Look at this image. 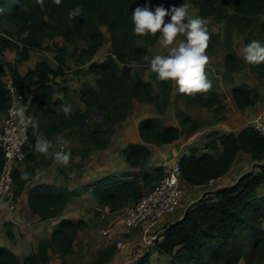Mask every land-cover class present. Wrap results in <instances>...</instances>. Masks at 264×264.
<instances>
[{"label": "trees", "instance_id": "16d2710c", "mask_svg": "<svg viewBox=\"0 0 264 264\" xmlns=\"http://www.w3.org/2000/svg\"><path fill=\"white\" fill-rule=\"evenodd\" d=\"M139 1L146 2L0 0V54L7 50H14L17 54L14 63L7 66L9 74L0 62V120L12 104L6 82L10 74L24 92L27 103L31 100L28 112L33 114L34 121L35 118L41 120L38 128L32 126L29 130L24 162L35 159L32 152L36 149L38 135L43 134L49 141L57 143L61 140V137L56 139L59 133L75 128H79L85 156L94 150H103L110 144L115 127L127 117L134 101L157 103L158 115L139 123L143 142L133 143L125 151V161L131 170L124 175H106L88 185L99 206L107 207L111 212L137 202L164 177L167 169L162 166L146 169L152 155L151 145H171L185 133L203 125L183 112L178 113L181 118L179 126L166 124L160 115L164 114L173 94L172 81L158 80L154 73L152 79L162 87L161 95H156L153 82L141 77V72L127 75L123 71L125 65L136 64L144 68L150 47L159 39V32L146 35L133 32L131 15ZM188 1L190 6L199 9L205 20L219 14L229 30L252 25L254 17L264 12V0H232L235 10L231 14L222 6L227 0ZM149 3L170 8L166 0H149ZM77 6L79 14L70 17L69 12ZM102 27L108 30V39ZM261 28L264 32V23ZM105 41L110 44V53L101 63L93 61ZM209 48L208 44L206 49ZM70 50L75 61L83 64L91 61L89 70L95 76L97 88L85 83L81 99L86 110L72 106L71 112L65 114L62 106L72 98L68 87L63 85L69 69ZM34 52H50L56 67L43 60L22 74L21 67L31 61ZM225 63L229 72L239 71L244 66L235 51L227 53ZM250 67L258 76L264 77V61L250 62ZM208 90L195 95L178 91L177 98L221 112L223 100L214 92L205 96ZM60 92L64 93L63 98L57 96ZM160 97L162 102L158 103ZM232 98L243 109L255 104L259 94L246 84H240L233 88ZM95 109L101 114L98 120L94 119ZM216 140L208 142L207 148L215 149L220 145L222 149L217 156L194 149L180 159L182 181L191 186L208 185L230 170L239 151L251 154L257 161L255 168L259 170H252L235 185L219 189L214 195L191 205L180 221L165 226V232L152 250L169 256L170 264H264V193H260L264 185V137L254 127H246L239 133H222ZM4 161L0 149V174ZM24 172L29 173L27 180L21 175ZM34 177L35 167L19 166L15 169L16 196L22 194ZM75 194L77 191L68 187L42 181L31 187L29 206L42 220L58 217ZM87 228L88 223L82 218L63 217L51 238L40 239L37 249L23 260L12 249L0 246V264H49L54 254L71 255L78 233ZM5 230L9 239L14 240L12 222H5ZM116 250L115 244L103 248L95 264H107ZM152 250L137 264H150Z\"/></svg>", "mask_w": 264, "mask_h": 264}, {"label": "crops", "instance_id": "0c3cea01", "mask_svg": "<svg viewBox=\"0 0 264 264\" xmlns=\"http://www.w3.org/2000/svg\"><path fill=\"white\" fill-rule=\"evenodd\" d=\"M160 1L162 0H158V2ZM166 1L170 4V6H179L184 2V0ZM186 2L188 5H190L188 0H186ZM142 5H144V3L139 1L138 6ZM150 6L154 9L156 5L154 4ZM222 6H224L226 11L230 14L235 10V5L233 4L232 0H227V4ZM188 8L190 10L187 9V11L191 15L202 17L198 8L193 6H191V8L189 6ZM169 19L170 17H165L166 22ZM206 24L209 35H213L217 31L219 32L221 38L224 39L225 34L227 33L231 43L233 38L235 47L241 39L238 35L239 27L229 30L227 28L226 21L222 19L219 14L208 17L206 19ZM102 30L105 38L108 39L109 32L106 27H102ZM176 39L186 42V40L182 39L180 36H177ZM213 45L215 52L213 55L212 53H208L209 61L205 65L207 79L211 81V87L209 88L208 92H206L205 96L211 92L219 94L220 98L223 100L224 108L221 110V112H215L213 108L210 109L208 107H202L199 105L185 108L184 101L177 98V93L179 91L178 86L172 82L173 94L170 98L169 105L167 106L164 114L160 115V118L168 125L179 126L181 118L179 117L178 113L183 112L191 116L194 120L203 123V125L191 133H185L179 140L175 141L171 145H151L152 150H154L153 148L155 147L161 152L157 151V154L155 155V158L157 157L155 159V164L151 165L149 163V165L146 167L147 170L154 169L159 166L166 168L165 164H158V156L162 155L166 156L165 159L167 158L166 161L170 164H174L184 155H190L194 149H197L200 152H209L217 156L220 153L222 147L218 145V147L215 149L207 148L208 142L216 140L222 133H239L246 127H254V120L264 111V87H262L260 83L254 78H252V80H245V77H243V74H251L249 72V67L243 66L241 70L235 72H229L226 67L225 58L228 52L235 51L239 55L240 60H242L243 58L240 56L241 53L238 52L236 48L232 49L230 47L223 50L216 44ZM170 46L171 45H162L160 43L159 36L157 42L149 49V54L146 57L148 63L144 68L136 64L125 65L123 67V71L125 72V69L131 70L129 75L136 72H146V75H144L145 80L151 81L152 79L150 76L155 73L150 67L152 57L157 54L166 55L167 48ZM71 51L72 50H70L67 59L69 69L65 75L66 82H64L63 85L68 87L70 95L76 91L75 93L81 96L84 90V83H89L96 88L97 85L95 83V76L91 74L89 70L91 61L86 62L85 64L82 62H77L71 56ZM109 53L110 44L108 41H105L103 46L98 50L97 56L93 61L101 63L106 59V56ZM16 58L17 54L14 50H7L0 54V62L6 66L7 74L10 73L7 66L11 63H14ZM43 60L48 61L53 67H56L57 65L53 55L50 52H34L32 54L31 61L25 63L21 67V73H26L29 68H33L37 62ZM248 63L249 62H247V64ZM225 73L235 76L239 82L233 86L227 87V79H224ZM236 74L239 76H236ZM240 84H246L254 91V93L259 94V99L255 104L243 109L239 108L235 100L232 98L233 88ZM57 96L63 98L64 93L60 92L57 94ZM30 104L31 100L28 101V108L30 107ZM66 105H71V107H79L82 111L86 110L87 108L85 103L83 105V101H81V99H79L75 105L74 101L71 99L67 101ZM215 107L216 106H214V108ZM154 115H158L157 106L154 102L134 101L131 110L127 114V117L115 127V131L111 137V142L107 148L103 150L92 151V153L87 156L85 160L81 156H74V162L82 166L79 174L76 173L75 170L72 172L73 169L69 170L67 165L55 158L54 153L56 151H60L61 147V145H57L58 142L53 143V141H51L49 150L47 152H40L37 149H34L32 153L34 154L35 159L30 160L28 163H21L18 165V167H35V177L27 183L26 188L21 195L16 196L14 191L13 204L15 205V208L12 209V211H9L7 206L0 207V246L12 249L14 252H16L18 257L23 260L24 257L29 256L37 249L40 239L51 238L54 228L63 217L73 220L82 218L88 223V226H90L92 222L97 221L98 218H95L94 213L100 211L101 207L94 198L92 189L88 188V185L106 175H124V173L131 170L125 161V151L129 145L143 142L139 134V123L141 120ZM2 119L3 116L1 120ZM38 122L39 119L35 118L33 125L35 128H38L41 120L39 123ZM45 122H47V120L43 123ZM78 132L79 128H75L73 131L69 129L66 132L59 133L56 139L58 140V138L61 137V139L64 138L70 141L69 139L71 138H80L81 136ZM67 134H69L70 137H66ZM216 151L217 153H215ZM153 154L154 152L152 151V158ZM151 157L150 161L152 159ZM256 164L257 161L252 158L251 154L239 151L230 170L223 177L217 180H212L206 186H191L187 182L183 181L184 186L189 188L191 191H189L184 198L186 204L182 203L183 210L181 216L167 226L180 221L184 217L186 210L191 205L197 203L200 199L214 195V193L219 189L235 185L244 175L251 172L252 170L258 171L259 169L255 168ZM68 176H71L69 177L70 183L67 181ZM42 181L49 182L58 187H68V189L71 191H77V194L71 196L69 203L62 212V215L42 220L31 210L28 200L29 192L33 185ZM262 190L264 191V185L263 189L261 188L260 191ZM96 215L100 214L97 212ZM6 221H10L13 224V230L15 233L14 240L9 239L6 234ZM93 233L94 231L92 227L89 228V232H87L85 235H82V232L80 231L75 241L74 252L77 251V246L80 247L83 242L86 244L87 240H90L93 242V244L98 240L99 243L104 247L112 246L111 238L106 237V239L102 240L99 239L96 234H94V236ZM120 236H123L124 240H129L128 244L132 247V250L133 248L136 249L137 246H140L141 248L136 249V252L131 255L128 249L126 250L127 247L123 249H117L116 247V253L107 264H137L148 252H150V250L153 249V246L147 248V246L144 247L140 244L141 236L137 230L122 231L119 237ZM109 243L111 245H108ZM68 256L70 255L62 257L60 254H54L52 255V259L49 264L53 263V260L56 258V260H58L60 257L66 258ZM170 261L171 259L169 256L152 250L150 264H170Z\"/></svg>", "mask_w": 264, "mask_h": 264}, {"label": "built area", "instance_id": "2783aa9c", "mask_svg": "<svg viewBox=\"0 0 264 264\" xmlns=\"http://www.w3.org/2000/svg\"><path fill=\"white\" fill-rule=\"evenodd\" d=\"M6 80L12 95V104L0 125V149L5 158L0 174V201H7L8 210H12L15 208L14 171L27 158L25 148L34 117L28 112L24 92L14 83V75L10 74ZM254 127L264 137V111L254 120ZM184 198L185 186L178 160L166 170L162 180L144 193L137 202L114 212L107 207L101 208L100 219L105 222L101 234L114 240L117 249H123L126 244L118 239L120 233L137 230L141 236L140 244L147 248L152 247L166 230L165 227H160V223L166 216L182 208Z\"/></svg>", "mask_w": 264, "mask_h": 264}, {"label": "clouds", "instance_id": "9594fccd", "mask_svg": "<svg viewBox=\"0 0 264 264\" xmlns=\"http://www.w3.org/2000/svg\"><path fill=\"white\" fill-rule=\"evenodd\" d=\"M56 2L59 3L60 0ZM188 7L184 0L179 6L172 5L166 8L160 4L153 9L149 0H146L144 5L134 9L131 17L134 33L146 35L159 32L160 43L164 46L171 45L167 48L166 55L157 54L151 59L150 67L156 73L157 79L171 80L178 86L180 92L195 95L211 87V81L207 79L205 72V65L209 61V56L205 52L209 33L205 18L191 15L187 11ZM79 12L80 8L77 6L69 12V16L74 17ZM166 16L170 17L167 22ZM178 34L186 36V42L176 39ZM244 58L248 62L264 61V43L255 39L248 42L244 47ZM62 107L65 114L71 112V105ZM58 142L61 148L70 143L66 139ZM50 144L51 141L40 134L36 138L35 147L40 152H47ZM54 155L64 163L70 159V151H56ZM21 175L27 180L29 173L24 172ZM6 205L7 201H0V207Z\"/></svg>", "mask_w": 264, "mask_h": 264}, {"label": "rangeland", "instance_id": "374dc122", "mask_svg": "<svg viewBox=\"0 0 264 264\" xmlns=\"http://www.w3.org/2000/svg\"><path fill=\"white\" fill-rule=\"evenodd\" d=\"M226 4L227 3H225V5ZM190 8H191V6H190ZM263 23H264V12L259 13V14H257L254 17V22L252 23V25H250V26H248L246 28H239L238 29V32H239L238 35H239V38H241V39L237 43L236 47H235V44L233 43V41H234L233 38H232V43H231V40H230L229 35L227 33L225 34L224 39H222L220 34H219V32L216 31L213 35H209L208 44H209L210 48L209 49H205L206 54L207 55H208V53H212V55L214 54L215 50H214V45L213 44H216L218 47L222 48L223 50L228 49L230 47L232 49L236 48V50L241 53L240 56H242V58H243L242 60H244V61L241 60V63L244 66L249 67V69H250L249 72L251 73L249 75L243 74L244 76L243 75L242 76L245 77V80H252V78H254L260 83V85L262 87H264V77H260V76H258L257 73L253 72L251 70V67H250V62L247 64L248 61H246L245 58H244V47H245V45L248 42H250L251 40L255 39V40H259L262 43H264V32L262 31V28H261V24H263ZM178 36H180L182 39H185L181 35H178ZM130 72H131V70L125 69V73L127 75H129ZM141 74L143 75L142 77L144 78L145 77L144 75H146V72H142ZM152 76L153 75L150 76L151 79H152ZM236 76H239V75L236 74ZM224 79H227V82H228L227 87L233 86V85H235V84H237L239 82L238 79L235 78V76H233L231 74H228V73H225V78ZM151 81L153 82V85H154L155 94L156 95H161V91H162L161 85L154 79H152ZM84 85H85V83L83 84V88L85 87ZM75 92L72 93V98H71L72 101H74V105L76 104V102L79 101V99H81V96L79 94L75 93ZM81 101H82V99H81ZM183 101L185 103V108L196 106V105H192V104L188 103L185 100H183ZM161 102H162V97H160V99L158 100V103H161ZM155 104H157V103H155ZM83 105H84V102H83ZM188 110H190V109H188ZM94 114H95L94 115V117H95L94 119L95 120L96 119L98 120L101 117V114L99 113V111L97 109L94 110ZM69 140H70V143L65 144L63 146V148L60 147V151H70V159H69V161L67 163H64V162L63 163L68 166L69 170L73 169L72 172L75 170L76 173L79 174L82 166L80 164L78 165L77 163L74 162V156H76V155L77 156H81L85 160L86 157L89 156L92 152L90 154H87V156H85L83 154V149L84 148H83V146L81 144V138H74V139L71 138ZM57 145H60V143L58 142ZM153 149L154 150H152V151L154 152V154H153V158L151 157L152 158L151 161H150L151 165L155 164V159L157 158V157L155 158V155L157 154V151L161 152L160 150H158L155 147ZM215 153H217V151ZM165 157L166 156H163V155L162 156H158V164H165L166 165V169H168L173 164H170L169 162H167L166 161L167 158L165 159ZM60 164H61V162H60ZM168 164H170V165H168ZM42 175H44V174H42ZM69 177H71V176H68L67 181L70 183ZM189 191H191V190H189V188H187L185 186V196H186V194ZM260 193H264V191L262 190V191H260ZM183 204H186L185 200H184ZM182 210H183V208H181L178 212H175L174 214L166 216L162 220V222L160 223V227L163 228V227L167 226L168 224L172 223L175 219L179 218L181 216ZM9 211H12V210H9ZM97 212H99V211H97ZM97 212L94 213V216H95V218H98V220L92 222V224H90V226H88L87 229H85V230H83L81 232H82V235H85L87 232H89V228L92 227L93 231H94L93 235L96 234V236L99 239L103 240V239H106V236L101 234V228L104 227L105 222L101 221L100 215H96ZM120 237H118V239H121L123 241L126 240V239L125 240L123 239V236H120ZM128 242H129V240L125 241L126 245H125L124 248L127 247L126 250L128 249V251H129V253H131V255H133L136 252V249L141 248L140 246H137L136 249L133 248V250H132V247L128 244ZM111 244L112 245L114 244V240H112ZM111 244L109 243L108 245H111ZM103 248H105V247L103 245H101L98 240L94 244L90 240H87L86 244H85V242H83L80 247L77 246V251L74 252L72 255H70V256H68L66 258L60 257L58 260H56L57 259L56 258V259L53 260V263H51V264H95L98 261V257H99L98 254ZM134 249H135V251H134Z\"/></svg>", "mask_w": 264, "mask_h": 264}, {"label": "water", "instance_id": "95a60500", "mask_svg": "<svg viewBox=\"0 0 264 264\" xmlns=\"http://www.w3.org/2000/svg\"><path fill=\"white\" fill-rule=\"evenodd\" d=\"M143 75L141 74V77H142Z\"/></svg>", "mask_w": 264, "mask_h": 264}]
</instances>
